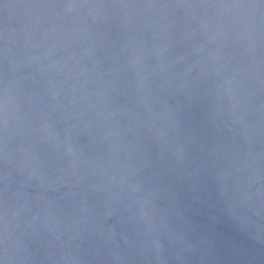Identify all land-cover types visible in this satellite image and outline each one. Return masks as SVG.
Here are the masks:
<instances>
[{
    "label": "water",
    "instance_id": "obj_1",
    "mask_svg": "<svg viewBox=\"0 0 264 264\" xmlns=\"http://www.w3.org/2000/svg\"><path fill=\"white\" fill-rule=\"evenodd\" d=\"M0 264H264V0H0Z\"/></svg>",
    "mask_w": 264,
    "mask_h": 264
}]
</instances>
